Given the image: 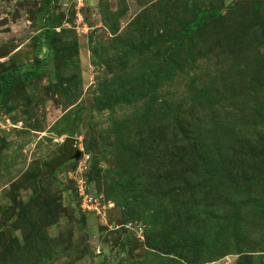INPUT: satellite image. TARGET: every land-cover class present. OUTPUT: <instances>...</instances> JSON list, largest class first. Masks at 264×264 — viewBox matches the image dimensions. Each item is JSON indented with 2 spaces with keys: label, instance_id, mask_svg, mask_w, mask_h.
<instances>
[{
  "label": "rangeland",
  "instance_id": "1",
  "mask_svg": "<svg viewBox=\"0 0 264 264\" xmlns=\"http://www.w3.org/2000/svg\"><path fill=\"white\" fill-rule=\"evenodd\" d=\"M0 264H264V0H0Z\"/></svg>",
  "mask_w": 264,
  "mask_h": 264
},
{
  "label": "trees",
  "instance_id": "2",
  "mask_svg": "<svg viewBox=\"0 0 264 264\" xmlns=\"http://www.w3.org/2000/svg\"><path fill=\"white\" fill-rule=\"evenodd\" d=\"M258 5H259V3L256 2L255 3V8L257 10H258ZM221 16H222L221 9H213V10H207V11H200L197 14L195 20L192 21L189 24L188 28L185 30V34L187 36H192L196 32H198V30L200 29V27H202L206 23V21L208 19L218 20ZM182 33H181V35H182ZM11 73H12L11 71H7L6 73L2 74V77H1L3 79V82L1 84V90L2 91H4V89L7 90L8 87L11 84H14L15 83V80H14V78L12 76L13 74H11Z\"/></svg>",
  "mask_w": 264,
  "mask_h": 264
},
{
  "label": "water",
  "instance_id": "3",
  "mask_svg": "<svg viewBox=\"0 0 264 264\" xmlns=\"http://www.w3.org/2000/svg\"><path fill=\"white\" fill-rule=\"evenodd\" d=\"M73 156L74 159L79 160L82 156V153L80 151H76Z\"/></svg>",
  "mask_w": 264,
  "mask_h": 264
},
{
  "label": "built area",
  "instance_id": "4",
  "mask_svg": "<svg viewBox=\"0 0 264 264\" xmlns=\"http://www.w3.org/2000/svg\"><path fill=\"white\" fill-rule=\"evenodd\" d=\"M86 159L88 160L89 158H88V157H86Z\"/></svg>",
  "mask_w": 264,
  "mask_h": 264
}]
</instances>
